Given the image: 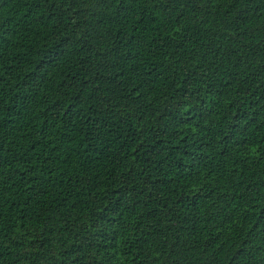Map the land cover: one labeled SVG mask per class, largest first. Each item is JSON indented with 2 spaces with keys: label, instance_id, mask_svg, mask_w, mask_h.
Wrapping results in <instances>:
<instances>
[{
  "label": "trees",
  "instance_id": "16d2710c",
  "mask_svg": "<svg viewBox=\"0 0 264 264\" xmlns=\"http://www.w3.org/2000/svg\"><path fill=\"white\" fill-rule=\"evenodd\" d=\"M0 264H264V0H0Z\"/></svg>",
  "mask_w": 264,
  "mask_h": 264
}]
</instances>
